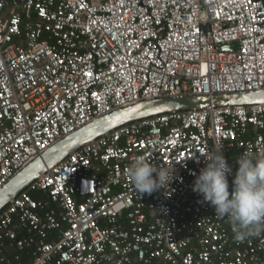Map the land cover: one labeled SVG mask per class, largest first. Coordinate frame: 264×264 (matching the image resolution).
<instances>
[{
  "label": "built area",
  "instance_id": "2783aa9c",
  "mask_svg": "<svg viewBox=\"0 0 264 264\" xmlns=\"http://www.w3.org/2000/svg\"><path fill=\"white\" fill-rule=\"evenodd\" d=\"M260 90L264 0H0V190L119 109ZM221 146L231 192L237 159L264 149V104L163 114L79 148L0 212V264H264V233L237 242L192 191ZM139 155L173 166L168 195L132 188Z\"/></svg>",
  "mask_w": 264,
  "mask_h": 264
},
{
  "label": "clouds",
  "instance_id": "9594fccd",
  "mask_svg": "<svg viewBox=\"0 0 264 264\" xmlns=\"http://www.w3.org/2000/svg\"><path fill=\"white\" fill-rule=\"evenodd\" d=\"M222 148L201 155L205 167L196 176L192 191L213 208L217 218L227 219L234 239L243 242L264 233V149L245 152L237 159L230 192L228 176L232 175V168ZM125 174L132 188L147 195L160 190L168 195L175 179L173 166L158 168L144 155L137 156Z\"/></svg>",
  "mask_w": 264,
  "mask_h": 264
},
{
  "label": "water",
  "instance_id": "95a60500",
  "mask_svg": "<svg viewBox=\"0 0 264 264\" xmlns=\"http://www.w3.org/2000/svg\"><path fill=\"white\" fill-rule=\"evenodd\" d=\"M224 51H236L237 44L223 45ZM264 104V90L254 93H216L212 95L168 96L142 101L119 109L111 115L95 119L91 123L58 141L41 156L32 161L0 190V212L29 185L48 170L61 163L79 148L88 145L122 126L151 117L191 110H209L217 107Z\"/></svg>",
  "mask_w": 264,
  "mask_h": 264
},
{
  "label": "trees",
  "instance_id": "16d2710c",
  "mask_svg": "<svg viewBox=\"0 0 264 264\" xmlns=\"http://www.w3.org/2000/svg\"><path fill=\"white\" fill-rule=\"evenodd\" d=\"M30 195L34 200H40V199L47 200V196L45 194H42L39 192H31ZM63 228H65V226ZM20 236H21V234H20ZM13 254L14 253L9 252V251L6 252V256L11 258V259H12ZM19 254L21 256V260L24 262H27L31 259V256H30L31 250L30 249H25V250L21 251Z\"/></svg>",
  "mask_w": 264,
  "mask_h": 264
},
{
  "label": "crops",
  "instance_id": "0c3cea01",
  "mask_svg": "<svg viewBox=\"0 0 264 264\" xmlns=\"http://www.w3.org/2000/svg\"><path fill=\"white\" fill-rule=\"evenodd\" d=\"M39 193H40V192H39ZM46 196H47V195H46ZM40 200H44V199H40ZM9 252H12V253H13V251H9ZM13 255H14V254H13ZM13 255H12V256H13ZM30 260H31V259H30ZM30 260H29V261H30ZM29 261H27V262H29ZM23 262H24V261H23Z\"/></svg>",
  "mask_w": 264,
  "mask_h": 264
}]
</instances>
